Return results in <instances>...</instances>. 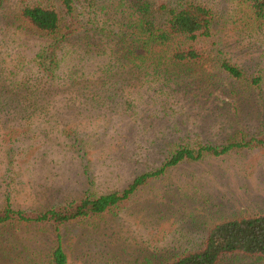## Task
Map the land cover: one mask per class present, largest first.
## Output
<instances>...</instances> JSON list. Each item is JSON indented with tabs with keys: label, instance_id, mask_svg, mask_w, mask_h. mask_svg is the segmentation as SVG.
<instances>
[{
	"label": "rangeland",
	"instance_id": "374dc122",
	"mask_svg": "<svg viewBox=\"0 0 264 264\" xmlns=\"http://www.w3.org/2000/svg\"><path fill=\"white\" fill-rule=\"evenodd\" d=\"M40 1L0 0V67L18 64L29 71L25 64L47 44L18 18L21 7ZM192 2L209 12L208 37L151 42V52L116 62L127 47L119 42L128 20L139 36H148L142 23L152 22L155 34L169 10ZM73 4L68 46L83 54L85 45L87 77L64 88L37 82L34 112L22 98L14 109L0 110V212L8 206L30 216L84 196L119 193L179 148L264 137V19H254L244 0ZM94 29H103L106 38ZM186 48L197 59L170 60L171 50ZM102 51L115 75L103 83ZM71 58L64 59L59 77L68 75ZM221 61L239 69L240 78L220 71ZM252 79H260L259 88ZM256 214H264V145L252 143L166 168L108 213L64 226L61 245L66 264H159L198 247L213 225ZM52 237L45 226L0 227V264H46ZM216 264H264V256L232 253Z\"/></svg>",
	"mask_w": 264,
	"mask_h": 264
},
{
	"label": "trees",
	"instance_id": "16d2710c",
	"mask_svg": "<svg viewBox=\"0 0 264 264\" xmlns=\"http://www.w3.org/2000/svg\"><path fill=\"white\" fill-rule=\"evenodd\" d=\"M244 1L254 19H264V0ZM74 9L73 0H43L40 3L32 2L21 7L18 13L20 23L25 28L47 38V44L35 54L31 61L25 64L26 67H29V71L28 69L24 70L18 64H13L9 69H6L5 65L0 67V110L5 107L14 109V102L22 98L23 102L27 104L24 108L34 112L38 108L34 103V99L39 95L37 82L51 88L58 87V85L64 88L80 84L87 77L82 70L91 59H88L85 45L81 52L83 54L68 46L67 34L71 33L75 26L74 22L70 20ZM128 23L127 29L123 31L124 36L119 42H125L127 47L122 49L121 53H116L119 55L118 57H114L119 64L129 63L134 54L142 55L143 52H151L149 51L151 42L166 45L171 38H186L192 41L198 37H208L211 28L207 9L193 2L169 10L163 19L162 27L157 29L155 34L150 31L152 22L142 23L147 30L145 33L149 37L139 36L132 29L133 24ZM84 29L82 27L80 30H83L85 34L83 36H86L89 31ZM94 31L99 37L106 38L103 29H94ZM76 43L83 42L76 41ZM80 47L82 48L79 44L78 48L80 49ZM66 56L72 57L71 64L75 63L68 69V75L59 77V72L65 66L63 61ZM100 57L104 58V63L100 65L101 73H99L103 75L98 77V80L103 83L106 77L109 80L115 75L107 67V64L111 62L110 55L102 51L97 58ZM169 58L173 63L178 64L197 59V54L190 48L173 49ZM77 61L80 65L77 64ZM31 69L34 70L32 75L29 74ZM219 70L232 79H239L241 76L239 69L226 61L219 63ZM105 73L110 74L104 75ZM259 80L252 79L251 86L259 88ZM252 143L264 145V137L245 143L230 142L220 148L209 146L199 147L196 150L179 148L168 155L159 169L153 173L135 177L128 187L119 193L92 198L84 196L78 201L65 203L60 208H50L30 216H25L22 211L6 206L0 212V227L39 225L49 228L53 237L52 246L47 253L46 264H66V256L61 245V229L64 226L81 219L108 213L125 201L146 179L161 174L166 168L173 167L179 162L195 161L203 155L220 156L230 150L241 149ZM232 253L264 256V214L217 223L206 230L198 247L159 264H216L220 257Z\"/></svg>",
	"mask_w": 264,
	"mask_h": 264
}]
</instances>
